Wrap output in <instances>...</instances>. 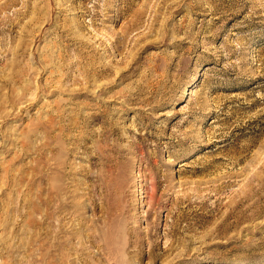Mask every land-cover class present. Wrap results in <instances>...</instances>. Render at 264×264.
<instances>
[{
    "label": "rangeland",
    "instance_id": "rangeland-1",
    "mask_svg": "<svg viewBox=\"0 0 264 264\" xmlns=\"http://www.w3.org/2000/svg\"><path fill=\"white\" fill-rule=\"evenodd\" d=\"M9 1L0 264H264V0Z\"/></svg>",
    "mask_w": 264,
    "mask_h": 264
},
{
    "label": "bare ground",
    "instance_id": "bare-ground-1",
    "mask_svg": "<svg viewBox=\"0 0 264 264\" xmlns=\"http://www.w3.org/2000/svg\"><path fill=\"white\" fill-rule=\"evenodd\" d=\"M10 4V1L9 0H7L4 4H2V5H0V10L2 9V8H6L8 5ZM2 13V12H1ZM14 26V25H13ZM13 32V31H12ZM57 150V149H56ZM59 168V173H61V169H60V166L58 167ZM58 168H57V170L56 171H58ZM51 170V169H50ZM50 174V173H49ZM48 180L49 181H51L50 180V177H48ZM48 181V182H49ZM49 184H50V182H49ZM47 185V184H46ZM54 188L52 187V185H51V188H50V190H53ZM70 193V192H69ZM65 195V194H64ZM45 199V198H44ZM47 201H49L48 199H47ZM49 204V203H48ZM48 208V207H47ZM45 209V208H44ZM65 210V209H64ZM55 212V211H54ZM59 217V216H58ZM61 218V217H60ZM59 220V219H58ZM44 227V226H43ZM2 241V240H1Z\"/></svg>",
    "mask_w": 264,
    "mask_h": 264
}]
</instances>
